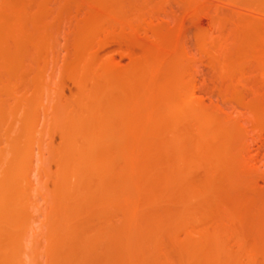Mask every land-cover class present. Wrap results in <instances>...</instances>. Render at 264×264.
I'll list each match as a JSON object with an SVG mask.
<instances>
[{"label":"rangeland","instance_id":"374dc122","mask_svg":"<svg viewBox=\"0 0 264 264\" xmlns=\"http://www.w3.org/2000/svg\"><path fill=\"white\" fill-rule=\"evenodd\" d=\"M15 1L0 0V16L12 14ZM21 1L24 28L48 36L42 45L25 42V59L11 69L10 90L0 87V104L9 112L0 124V152L11 158L9 143L25 128L33 82L40 79L43 92L31 172L36 215L31 246L37 249L32 264L48 260L46 216L57 167L54 155L62 144L60 109L71 107L81 82L91 91L106 86L113 75L140 66L150 68L147 95L164 94L161 85L180 69L193 100L240 131L226 142L237 159L235 166L213 173L206 164L194 166L189 179L200 184L210 177L213 188L197 201L200 209L177 232V242L169 235L159 241L162 263L194 264L182 258L181 244L189 230L200 242L216 233L226 246L228 262L264 264V6L244 0ZM87 28L90 32L83 35ZM255 30L254 36H246ZM74 66L85 67L88 77L76 76ZM107 101L99 98L102 104ZM252 106L261 109L260 118ZM127 137L123 134L119 141ZM174 207L172 199L160 198L144 210L156 214ZM119 219L115 215L113 222Z\"/></svg>","mask_w":264,"mask_h":264},{"label":"bare ground","instance_id":"6f19581e","mask_svg":"<svg viewBox=\"0 0 264 264\" xmlns=\"http://www.w3.org/2000/svg\"><path fill=\"white\" fill-rule=\"evenodd\" d=\"M244 1L264 6V0ZM11 8L12 14L0 16V87L5 91L13 81L12 67L25 59V42L42 45L48 36L46 31L24 28L27 21L20 10L21 0ZM89 32L87 28L82 34ZM253 33L258 31L246 36ZM72 71L80 79L89 74L85 67L74 66ZM149 71L132 67L91 91L81 82L71 107L60 109L64 124L60 127L62 144L54 155L57 167L46 216L47 264H163L156 248L159 241L169 235L177 242V232L200 209L197 201L213 188L210 177L200 184L189 179L194 166L206 164L213 173L237 164L226 142L238 137L239 129L193 100L180 69L161 85L164 94L147 95ZM33 84L35 94L25 128L9 143L11 158L0 152V264L37 260V249L31 246L36 230L31 172L43 84L38 78ZM99 98L108 101L102 104ZM252 112L258 118L262 114L257 106H252ZM8 113L0 104V124ZM123 134L128 137L119 141ZM113 177L118 180L111 181ZM160 198L172 199L174 209L145 212L147 204ZM115 215H120L117 223ZM98 221L102 223L94 225ZM262 226L259 223L260 230ZM185 232L183 260L234 264L225 259L226 246L216 233L200 242L191 237V231Z\"/></svg>","mask_w":264,"mask_h":264}]
</instances>
